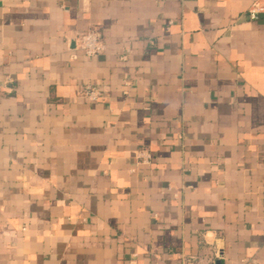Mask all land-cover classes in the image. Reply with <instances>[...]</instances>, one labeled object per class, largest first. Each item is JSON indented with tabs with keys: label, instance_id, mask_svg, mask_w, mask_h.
I'll return each mask as SVG.
<instances>
[{
	"label": "crops",
	"instance_id": "1",
	"mask_svg": "<svg viewBox=\"0 0 264 264\" xmlns=\"http://www.w3.org/2000/svg\"><path fill=\"white\" fill-rule=\"evenodd\" d=\"M255 1L0 0V264H264Z\"/></svg>",
	"mask_w": 264,
	"mask_h": 264
},
{
	"label": "built area",
	"instance_id": "2",
	"mask_svg": "<svg viewBox=\"0 0 264 264\" xmlns=\"http://www.w3.org/2000/svg\"><path fill=\"white\" fill-rule=\"evenodd\" d=\"M247 16L251 21H257L261 16H264V0H256L253 2L247 11ZM73 41L76 49L82 51L89 59L99 56L106 48L96 29H90L78 34ZM85 96L90 102H96L101 99L99 91L93 87H88L86 89ZM151 162L152 155L148 151L141 150L137 153L138 165H149ZM216 260H221L220 253L216 254ZM184 264H194V262L187 259L184 261ZM212 264H216V262L213 261Z\"/></svg>",
	"mask_w": 264,
	"mask_h": 264
},
{
	"label": "water",
	"instance_id": "3",
	"mask_svg": "<svg viewBox=\"0 0 264 264\" xmlns=\"http://www.w3.org/2000/svg\"><path fill=\"white\" fill-rule=\"evenodd\" d=\"M216 264H221V261H217Z\"/></svg>",
	"mask_w": 264,
	"mask_h": 264
}]
</instances>
